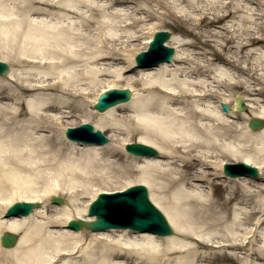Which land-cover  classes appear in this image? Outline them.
I'll list each match as a JSON object with an SVG mask.
<instances>
[{"label": "bare ground", "instance_id": "1", "mask_svg": "<svg viewBox=\"0 0 264 264\" xmlns=\"http://www.w3.org/2000/svg\"><path fill=\"white\" fill-rule=\"evenodd\" d=\"M38 14L45 17L34 21ZM165 16L178 29L185 22L191 41L172 30V63L136 69L127 48L147 18L161 26ZM0 22L20 68L10 64V81L0 82V194L42 202L18 219L2 217L12 198L0 202V231L18 236L13 247H0V264H264V124L248 128L251 118L264 121V0H0ZM103 86L127 88L132 97L93 115L97 98L88 95ZM237 96L245 103L238 113ZM74 113L95 118L110 142L32 134ZM136 135L158 158L126 154ZM35 159L52 181L19 177ZM226 161L255 167L261 182L231 178L217 196L208 169ZM131 173L172 235L67 229L70 220L94 218L78 203L89 183L107 191ZM49 195L66 203L49 205Z\"/></svg>", "mask_w": 264, "mask_h": 264}, {"label": "water", "instance_id": "2", "mask_svg": "<svg viewBox=\"0 0 264 264\" xmlns=\"http://www.w3.org/2000/svg\"><path fill=\"white\" fill-rule=\"evenodd\" d=\"M169 32L158 31L150 41L147 51H143L135 58V62L139 68L154 67L164 61L170 62L173 55V48L165 46L164 41L169 38ZM9 70L7 63L0 61V77H4ZM131 98L130 91L124 89L105 90L100 94L98 101L94 103V109L98 112L113 107L118 103H125ZM244 104L237 98L236 108L244 110ZM223 110L226 112V105L222 104ZM264 121L252 118L248 127L251 129H259ZM67 138L73 141H82L83 143L106 144L108 141L100 130L94 132V126L89 123L81 124L79 127L67 128ZM126 150L134 155H151L158 156L157 151L151 146L142 144L129 143ZM224 171L227 176H257L258 170L246 163L224 164ZM98 199L89 205L88 216H96V220L86 221L79 219L71 220L68 228L79 231L81 227L88 230L100 231L112 228H128L138 232L154 233L157 236L172 235L173 228L163 213L149 200L147 188L141 184L131 186L125 191L114 193H100ZM50 200L54 204H63L64 200L60 196H51ZM40 202H17L7 209L6 217L27 215L33 208H38ZM0 244L3 247H12L17 242V235L9 232L0 233Z\"/></svg>", "mask_w": 264, "mask_h": 264}, {"label": "rangeland", "instance_id": "3", "mask_svg": "<svg viewBox=\"0 0 264 264\" xmlns=\"http://www.w3.org/2000/svg\"><path fill=\"white\" fill-rule=\"evenodd\" d=\"M194 1H197V0H194ZM9 2V6H11V10H14L15 7L13 6L12 2L11 1H7ZM183 5V4H182ZM126 6H134V3H129V4H126ZM158 13L161 14V11H159ZM14 16V15H12ZM41 17H45V16H42V15H33L32 18H34L33 20L34 21H38L40 20ZM165 20H166V24H162L160 26V21H158V19L156 18H150L151 20H149V18H147L148 20L146 21V25L144 26V29L142 30V35L140 36L139 39L133 41L132 45L130 47L127 48V53H129V55H131V57L134 59V56L139 53V51H142V49L145 48L146 46V41L152 37V35L156 32V30H162V29H166V30H169L170 32L172 30H174L175 34L179 37V38H182V39H185V40H190L191 41V38L190 37H187L184 33V31H187L188 30V26L185 22H181L180 25L178 27H180L179 29L176 28L177 25H176V22H174V20H171L170 18L166 17L165 16ZM8 25H5L4 22H0V59L6 61L7 63H9L10 65V69H12L13 71H18L20 70V68L18 66H15L11 63V60H10V57L8 55V51H7V45H8V36H7V33H6V28H7ZM157 26V28H155ZM212 29L214 30H219V28L217 26H213ZM198 51H201L200 49H198ZM172 63V62H171ZM171 63H168V64H171ZM125 64H120L119 67H122L124 66ZM128 74H132L134 75L133 72H127ZM108 79L107 81L105 80L104 83L105 84H108V82L111 83L112 79L111 78H106ZM8 82L10 80H6V78H0V82ZM107 82V83H106ZM109 83V84H110ZM116 86L118 87H122L124 86L125 84H122L120 82H117L115 83ZM105 88H107V86H103L101 88H93L90 92V94L88 95L89 96V100H94V98H97V95L102 92ZM94 111L95 114H97L98 112L95 111V110H92ZM240 112L239 110L237 111V113ZM242 112V111H241ZM231 119V118H230ZM85 122H88L90 123L92 126H94L95 124V118L93 117H87L85 118L84 120H82L80 117L77 116V113H74L72 115H68L67 117H64L63 120H60V121H57L52 130H47V129H44V130H41V131H35L32 133L33 135H47V134H53L55 135L57 138H64V130H65V127H74V126H77L81 123H85ZM96 127V126H95ZM101 130V129H100ZM102 131V130H101ZM102 133L104 135H107L108 136V132L106 131H102ZM110 137V136H109ZM119 137H123V136H119ZM65 139V138H64ZM138 139V135L134 136V137H131L130 139V142H136ZM128 154V153H127ZM129 155V154H128ZM135 157V156H134ZM139 157V156H138ZM137 157V158H138ZM226 162H229V161H226ZM232 162V161H230ZM229 162V163H230ZM222 163H220V168H216V167H212V168H209L208 170L211 171V172H214L215 173V177L211 178V181L214 182L215 185V191L214 193L217 195V196H221V186L222 184H227L228 183V177H225L224 174H223V171H222ZM219 169L221 171V174H216L215 170ZM218 171V170H217ZM19 177L22 179L24 178L25 180H28L29 178L32 179V181H34V183L38 182H46V181H52L53 180V175L51 176L50 173H51V169L48 167L44 168V167H40L38 166V160L35 159V161L32 163V167L31 169H20L19 170ZM46 175H44V174ZM51 176V177H50ZM125 178V177H124ZM123 179V178H122ZM140 178L134 174V173H131L130 175L126 176V178L123 180V181H119L116 185V183L114 184H109V185H112V187H109L110 189L107 190V192L109 191H116V190H119V189H125L127 187H129V185H133V184H139V180ZM250 180L254 181L255 183H260L261 180L258 177L256 178H249ZM0 185H1V180H0ZM97 183H89L88 184V192H86L85 194L81 195L78 199V203H79V206L80 207H86L88 206L89 202L93 199H95V196L98 194V192H100V190L98 189L99 187L96 186ZM116 185V186H114ZM199 186H203L201 188L204 189L205 192L208 191L207 189V186H208V183L207 182H200L198 183ZM112 188V189H111ZM36 194L37 193H41L42 191H40L39 189L36 190ZM9 193H12L13 191L12 190H9L8 191ZM210 192V191H209ZM15 195L13 196H8L6 194L4 195H1L0 197V202H6L9 201V198H12L10 201V205L14 202H17V201H22L20 195H21V192H14ZM13 193V194H14ZM148 193H149V190H148ZM35 194V193H34ZM51 195L48 196L47 198V204L49 205H53L49 199ZM62 198L65 199V196H62ZM5 212V211H4ZM84 229V228H83ZM51 230L53 231H57L59 230L58 227H51ZM82 230V229H81ZM86 230V229H85ZM2 231H5V230H1L0 232ZM1 247V246H0ZM3 248V247H2Z\"/></svg>", "mask_w": 264, "mask_h": 264}]
</instances>
